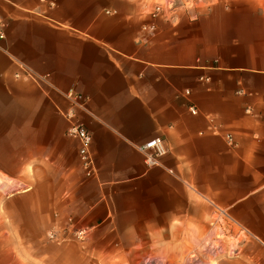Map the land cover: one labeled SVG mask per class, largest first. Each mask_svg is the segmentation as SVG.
<instances>
[{
	"label": "crops",
	"instance_id": "1",
	"mask_svg": "<svg viewBox=\"0 0 264 264\" xmlns=\"http://www.w3.org/2000/svg\"><path fill=\"white\" fill-rule=\"evenodd\" d=\"M141 4L0 0V264H183L217 209L244 240L214 263L264 264V5ZM68 217L85 240L49 241Z\"/></svg>",
	"mask_w": 264,
	"mask_h": 264
},
{
	"label": "built area",
	"instance_id": "2",
	"mask_svg": "<svg viewBox=\"0 0 264 264\" xmlns=\"http://www.w3.org/2000/svg\"><path fill=\"white\" fill-rule=\"evenodd\" d=\"M160 12V6H156L148 11L147 14L151 18H156L160 15ZM2 27L3 23L0 21V38L3 37ZM190 110L193 114L197 112L193 107H191ZM67 117L72 118V115H67ZM67 135L78 141V156L81 167L86 176H91L94 171V161L90 152L92 141L91 134L83 126L77 123H71L67 129ZM226 140L229 144L233 143L231 135H227ZM138 149L143 154L144 163L149 167L158 165L160 159L166 155L168 151L161 138L151 139L138 147ZM232 224L233 222L228 214L222 209H217L210 224V228L214 229L212 236L205 238L206 241L204 242L200 240L191 245L188 253L184 256L185 260L190 261V264H201L203 257H207L208 255L216 257L221 251L223 244H227L229 247L227 249V254H235L237 251L235 247L241 244L244 240V236H239V232L235 234ZM87 235V228L76 226L73 219L70 217L65 220L63 225L55 226L46 233L47 239L55 243H61L67 240L82 242Z\"/></svg>",
	"mask_w": 264,
	"mask_h": 264
},
{
	"label": "rangeland",
	"instance_id": "3",
	"mask_svg": "<svg viewBox=\"0 0 264 264\" xmlns=\"http://www.w3.org/2000/svg\"><path fill=\"white\" fill-rule=\"evenodd\" d=\"M255 1L257 4L261 3L262 5H264V0H255ZM216 2L217 0H138V4L142 3L141 5L145 6V11L147 12L152 10L156 6H160L161 8L160 15H164L167 11H170L176 8L195 9V10L208 9V8H211ZM205 258L209 264H215L214 261L216 260V257L212 255H208ZM144 261L145 259L140 260V264L143 263ZM182 261H183V264H185V262L186 264H190V261H186L185 258H183ZM150 262H151L150 264H165V260L159 257L152 258Z\"/></svg>",
	"mask_w": 264,
	"mask_h": 264
}]
</instances>
